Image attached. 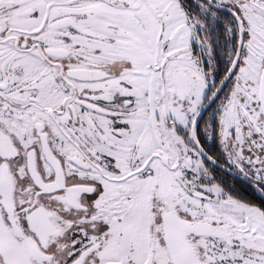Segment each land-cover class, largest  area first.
Wrapping results in <instances>:
<instances>
[{"label":"snow or ice","instance_id":"obj_1","mask_svg":"<svg viewBox=\"0 0 264 264\" xmlns=\"http://www.w3.org/2000/svg\"><path fill=\"white\" fill-rule=\"evenodd\" d=\"M0 264H264V0H0Z\"/></svg>","mask_w":264,"mask_h":264}]
</instances>
